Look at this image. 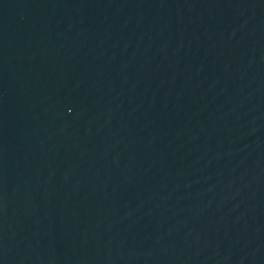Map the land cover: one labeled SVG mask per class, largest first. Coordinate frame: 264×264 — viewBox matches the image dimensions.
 Segmentation results:
<instances>
[{
	"label": "water",
	"instance_id": "water-1",
	"mask_svg": "<svg viewBox=\"0 0 264 264\" xmlns=\"http://www.w3.org/2000/svg\"><path fill=\"white\" fill-rule=\"evenodd\" d=\"M0 264H264V0H0Z\"/></svg>",
	"mask_w": 264,
	"mask_h": 264
}]
</instances>
